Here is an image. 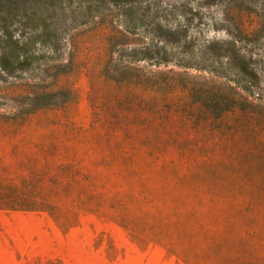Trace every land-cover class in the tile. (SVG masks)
<instances>
[{
  "label": "rangeland",
  "instance_id": "1",
  "mask_svg": "<svg viewBox=\"0 0 264 264\" xmlns=\"http://www.w3.org/2000/svg\"><path fill=\"white\" fill-rule=\"evenodd\" d=\"M155 1L198 14L189 28L195 47L206 38L237 40L253 73L252 96L240 92L253 113L230 112L193 134L134 127L136 139L191 144L183 159L175 148L162 152L173 168L141 154L131 172L115 158L111 130L93 123L90 91L111 59L106 26L100 18L68 21L62 61L0 72V264H264V0ZM188 75L235 90L227 72ZM60 88H72L71 103L48 96ZM97 89V97L106 92Z\"/></svg>",
  "mask_w": 264,
  "mask_h": 264
},
{
  "label": "trees",
  "instance_id": "2",
  "mask_svg": "<svg viewBox=\"0 0 264 264\" xmlns=\"http://www.w3.org/2000/svg\"><path fill=\"white\" fill-rule=\"evenodd\" d=\"M254 2L243 0L246 5ZM230 11L228 8L226 16ZM196 15L186 5L155 0H0V72L17 74L62 61L64 45L59 38L63 34L66 42L72 27L68 21L84 26L100 18L106 26L104 47L111 52V59L107 69L96 75L99 77L90 91L93 123L111 130L118 146L112 148L115 158L126 161L129 171L136 167L133 157L141 154L159 167L173 168L175 159L163 160L162 152L175 148L176 158L183 159L182 150L191 142L161 144L147 137L136 139L132 128L147 127L149 133H156V127L174 125L193 134L211 128L212 121L225 114L236 110L252 114L255 107L240 93L252 96L253 73L245 54L237 48V40L222 43L218 38H206L195 47L189 28ZM134 41L137 48L132 47ZM73 52L63 69L72 65ZM115 53L116 59L112 58ZM136 64L143 66L133 68ZM161 67L165 70H159ZM191 70L208 71L213 76L227 72L233 76L235 90L225 93L218 84L190 77ZM99 86L106 92L97 97ZM48 96L61 99L63 105L74 100L72 88H60ZM211 133L222 135L220 128H213ZM230 165L235 168V164ZM250 165L252 161L245 168L249 170Z\"/></svg>",
  "mask_w": 264,
  "mask_h": 264
}]
</instances>
